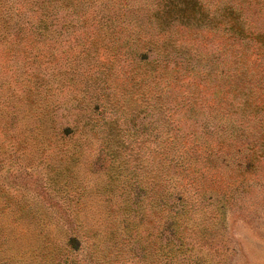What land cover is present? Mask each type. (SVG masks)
Here are the masks:
<instances>
[{"label":"rangeland","instance_id":"374dc122","mask_svg":"<svg viewBox=\"0 0 264 264\" xmlns=\"http://www.w3.org/2000/svg\"><path fill=\"white\" fill-rule=\"evenodd\" d=\"M180 3L89 0L79 32L61 31L69 21L58 17L51 40L27 33L13 46L0 42V132L17 115L11 141L0 145V235L6 238V256L35 261L63 244L65 225L57 213L76 215L84 228L102 225L101 190L108 179L98 144L69 157L74 150L48 148L33 126L45 106L62 112L70 106L67 99L82 97L85 86L107 85L117 94L132 93V100L142 96L140 102L161 94L165 116L185 119L183 144L192 153L203 152L194 158L193 172L208 178L216 172L210 187L222 190L224 210L200 264H264V0H197L187 8ZM5 4L0 0V9ZM134 22L147 34L165 33L171 44L180 45L182 56L162 70L161 82L137 81L132 48L122 43L133 40L126 25L138 27ZM96 26L103 29L94 33ZM36 66L51 71L55 82L50 94L35 99L34 91L42 87L21 75ZM210 149L215 151L208 157ZM248 155L252 162L245 165Z\"/></svg>","mask_w":264,"mask_h":264},{"label":"trees","instance_id":"16d2710c","mask_svg":"<svg viewBox=\"0 0 264 264\" xmlns=\"http://www.w3.org/2000/svg\"><path fill=\"white\" fill-rule=\"evenodd\" d=\"M88 1L6 0L0 9V42L4 47L13 46L27 33L51 40L58 17L69 21L61 24V31L79 32L84 24L80 21L88 19ZM192 1L197 0H181L180 5L187 8ZM156 20L160 23V16ZM136 25H126L134 38H124L122 43L132 48L137 81L161 82L162 70L169 71L172 62L182 56L180 45L171 44L165 33L147 34L142 25ZM102 29L96 26L94 33ZM21 76L24 82L42 87V92L34 91L35 99L50 94L55 82L53 73L39 66ZM96 86L80 90L81 98L74 95L67 99L70 106L62 112H57L55 105L45 106L33 129L39 128L40 142L48 148L74 150L69 157L87 144H98L108 179L101 190L102 225L84 228L76 215L57 213L59 223L65 225L63 244L41 255L45 259L19 260L2 252L6 238L0 235V264H200L201 253L210 252L207 242L215 238L214 225L224 210L222 190L210 187L216 172L211 170L210 178L201 170L200 174L193 172L194 158L203 152L197 148L192 153L183 144L185 119L165 116L161 94L140 102L142 96L132 100V93L117 94L107 85ZM162 90L173 94L166 84ZM16 116L11 115V123L0 132L1 146L11 141L10 128ZM46 130L48 136L44 135ZM214 151L205 154L210 157ZM251 162V155L244 157L245 165ZM184 173L186 182L181 179Z\"/></svg>","mask_w":264,"mask_h":264}]
</instances>
